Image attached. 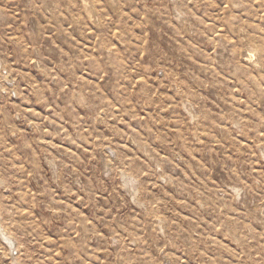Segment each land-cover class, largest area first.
Instances as JSON below:
<instances>
[{
  "label": "rangeland",
  "instance_id": "1",
  "mask_svg": "<svg viewBox=\"0 0 264 264\" xmlns=\"http://www.w3.org/2000/svg\"><path fill=\"white\" fill-rule=\"evenodd\" d=\"M0 264H264V0H0Z\"/></svg>",
  "mask_w": 264,
  "mask_h": 264
},
{
  "label": "built area",
  "instance_id": "2",
  "mask_svg": "<svg viewBox=\"0 0 264 264\" xmlns=\"http://www.w3.org/2000/svg\"><path fill=\"white\" fill-rule=\"evenodd\" d=\"M0 84H1V92L3 95H7L12 98L17 95L16 80L11 71L5 70L1 74Z\"/></svg>",
  "mask_w": 264,
  "mask_h": 264
}]
</instances>
